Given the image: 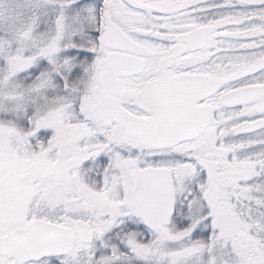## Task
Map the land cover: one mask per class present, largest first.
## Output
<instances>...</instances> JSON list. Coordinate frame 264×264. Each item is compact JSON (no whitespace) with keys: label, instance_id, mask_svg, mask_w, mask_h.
<instances>
[{"label":"snow or ice","instance_id":"1","mask_svg":"<svg viewBox=\"0 0 264 264\" xmlns=\"http://www.w3.org/2000/svg\"><path fill=\"white\" fill-rule=\"evenodd\" d=\"M0 264H264V0H0Z\"/></svg>","mask_w":264,"mask_h":264}]
</instances>
